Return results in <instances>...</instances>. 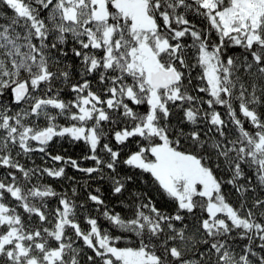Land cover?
I'll list each match as a JSON object with an SVG mask.
<instances>
[{
	"label": "snow or ice",
	"instance_id": "6c2138e0",
	"mask_svg": "<svg viewBox=\"0 0 264 264\" xmlns=\"http://www.w3.org/2000/svg\"><path fill=\"white\" fill-rule=\"evenodd\" d=\"M0 5V264H264V0Z\"/></svg>",
	"mask_w": 264,
	"mask_h": 264
},
{
	"label": "trees",
	"instance_id": "16d2710c",
	"mask_svg": "<svg viewBox=\"0 0 264 264\" xmlns=\"http://www.w3.org/2000/svg\"><path fill=\"white\" fill-rule=\"evenodd\" d=\"M0 10H2L3 12L7 13L10 15V11L7 10L6 8H4V6L0 5ZM82 145H74V146H70L67 143H65L64 145V151L67 152V154L73 155V156H80L82 155ZM36 163L40 164L41 161L39 158L36 159ZM2 171V170H0ZM68 173L69 175H76L77 177L80 176L79 173H74L71 169H68ZM45 182L52 184L57 191H60L62 188H68V182L67 181H63V180H53L51 178H48ZM93 187H95V185H93ZM157 199H159V197H157ZM53 206H55V201L52 202ZM113 203H115V201H113ZM116 211H120V207L118 206L116 208ZM101 223H104L103 220H101Z\"/></svg>",
	"mask_w": 264,
	"mask_h": 264
}]
</instances>
